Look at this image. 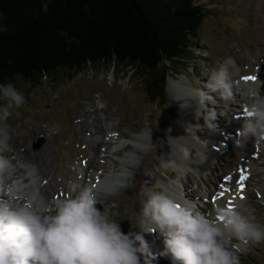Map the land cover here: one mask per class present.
Returning <instances> with one entry per match:
<instances>
[{"label": "rangeland", "instance_id": "rangeland-1", "mask_svg": "<svg viewBox=\"0 0 264 264\" xmlns=\"http://www.w3.org/2000/svg\"><path fill=\"white\" fill-rule=\"evenodd\" d=\"M196 1L205 9V18L197 35L195 54L180 65L170 66L166 62L161 67L160 71L168 69L169 74L162 101H153L147 95L144 86L147 73L132 76L123 68L118 71L87 68L81 72H59L41 81L23 77L16 81L14 87L26 102L18 109L13 108L7 121L0 120V127L8 126L11 149L13 140H23L33 153L43 148L51 151L53 166L49 179L41 178L42 186L48 183L52 186L49 202L74 196L79 186L88 184L96 190L99 210L114 213L127 233L139 231L145 202L142 190L146 195L150 190H163L168 195L180 190L184 194V185L189 183L194 198L191 202L214 217L206 209L209 198L215 187L222 190L220 179L230 168L234 175L231 181L226 180L225 189L232 192L240 186V175L235 174L234 165L240 162L249 144L250 154L255 157L244 185L249 194L245 202L256 221L264 224V200L257 186L264 181V145L237 146V131L245 122L246 107L239 95L225 101L209 92L215 100L208 105L216 113L211 121L213 126L209 127L206 112L201 108L189 121L195 125L197 143L209 150L216 145L221 147L210 171L181 169L169 164L162 152L168 147V140L179 139L172 122L187 120L182 118L179 107L184 104L179 100H186L185 104L194 108L176 83L208 91L206 85L212 70L228 59L239 67L240 79L255 77L264 83V68H260L264 67V0ZM261 88L264 94V86ZM4 103L0 100V106ZM220 120L225 122L222 127L218 125ZM53 127L58 130L53 131ZM192 148L193 145L188 147L190 155ZM6 153L36 167L24 153H15L13 149L3 154ZM196 153L197 149L193 156ZM220 206L229 207L226 200ZM145 239L157 255L153 264H171L170 257L160 255L165 246L159 232L146 233ZM241 264H264V243L250 245L242 252Z\"/></svg>", "mask_w": 264, "mask_h": 264}, {"label": "clouds", "instance_id": "clouds-1", "mask_svg": "<svg viewBox=\"0 0 264 264\" xmlns=\"http://www.w3.org/2000/svg\"><path fill=\"white\" fill-rule=\"evenodd\" d=\"M43 10L48 11L47 4ZM264 83L240 79V69L228 59L212 70L206 88L188 97L206 112L212 127L216 118L209 92L222 100L239 95L245 102V122L237 131V146L264 145ZM0 120L7 121L25 97L12 84L0 85ZM58 128L53 127V131ZM8 126L0 127V264H153L157 259L146 233L164 238L171 264H241V253L264 243V224L256 221L241 201L220 206L215 216L200 211L195 202H178L166 191H149L140 212L139 231L127 233L114 213L99 210L93 186H79L74 196L49 202L40 194L41 177L34 165L22 163L11 152ZM183 156L190 153L181 148ZM133 228H137L132 225Z\"/></svg>", "mask_w": 264, "mask_h": 264}, {"label": "trees", "instance_id": "trees-1", "mask_svg": "<svg viewBox=\"0 0 264 264\" xmlns=\"http://www.w3.org/2000/svg\"><path fill=\"white\" fill-rule=\"evenodd\" d=\"M204 12L196 0H0V85L123 68L147 73V95L162 101L161 67L193 57Z\"/></svg>", "mask_w": 264, "mask_h": 264}, {"label": "bare ground", "instance_id": "bare-ground-1", "mask_svg": "<svg viewBox=\"0 0 264 264\" xmlns=\"http://www.w3.org/2000/svg\"><path fill=\"white\" fill-rule=\"evenodd\" d=\"M260 68L263 69L264 67L261 66ZM176 85H177L176 87H178V88H183V90L185 91L184 95L187 96L185 98H188V97L194 95L193 89L190 87H187L182 82H178V83H176ZM261 90H262V88H261ZM189 101H190V104L192 103L194 108H189L186 105V104H188L186 102V100H179L181 105L184 104L183 106L179 107V110L183 112L182 118H185L187 120H180V121H173L172 122L176 127V131H177V134L179 136V139L168 140L167 141L168 147L166 149H164L162 152H163V155L165 156V158L169 164L175 165L181 169H192V170H195L196 172H207V171L211 170V166L214 164L216 157L219 155V153L221 151V147L219 145H216L214 149L209 150L208 148H205L202 145H200L199 143H197V141L194 138V135L196 133L195 125H194V123H191L189 121H191L192 119H194L196 117V114L198 112L199 107H198L197 102L195 100L189 98ZM238 119L241 120V117H238ZM224 124H225V122L223 120H220V122L218 123V125L220 127H222ZM191 145H193V147H194V148H192V152H191L192 155L185 158L183 156L181 148H186L188 150V147ZM11 146H12V149L15 153H19V154L24 153L27 156L28 160L36 165L37 170L39 171L40 176L43 180L49 179L50 169L53 166V156H52L51 151L48 148H46V149L43 148L39 153H33V152H31V150L29 149V147L27 146V144L23 140H13L11 143ZM196 149H197V153H196V155L193 156ZM6 155L8 156L7 153H6ZM253 157H255V154H250V145L248 144L247 150L244 153V155L241 157L240 162H238L237 165L236 164L234 165L235 167H237V172L235 173L237 176H239V175L241 176V169H243L244 174L248 177L249 170H251L252 166H254L253 162H252ZM233 175H234L233 170H231V168H230V172H228L227 175L224 176V178L220 179L219 186H220V189H222V190H219L218 187H215L214 193H216V195L213 193L212 197L209 198L210 204L206 208L208 213L215 214V210L218 207H220V205L222 203H224L225 200H226L227 205L229 207H232L241 201L245 202L246 199L248 198L249 194L245 192L244 187H243V193H242L244 196V199L238 198L239 195L241 194L239 191L240 186H237V188L232 192L229 191V192L225 193V195L222 198H218L220 192L223 191L225 189V186L228 185V183L226 182V180H227L226 177H229V176L231 177ZM72 179H74V176H72ZM239 179H240V177H239ZM247 180H248V178H247ZM262 183L263 184L257 185V186L262 190V191H259V195H260V198H262L264 200V181ZM222 185H223V187H221ZM244 185H245V181H244ZM184 187L186 188V192L185 193L183 192L184 194H181L180 190H178V191L173 190L174 192L173 193L169 192V194L171 197L176 199L178 202L186 204L187 201L188 202L193 201L194 198L192 196L191 190L188 189L189 183L188 184L186 183V185H184ZM40 189H41L40 194L43 195L48 201H50L51 196L53 194V189H52L51 184L50 183H48L47 185L45 184V186H42ZM184 191H185V189H184ZM142 197L146 201L147 195L144 192V190H142ZM159 238H161V237H159ZM160 241H162L164 244V238L163 237H162V239H160ZM152 249H153V247H152ZM153 253L156 254L155 251ZM156 263H157V261H156ZM158 264H161V263L158 262Z\"/></svg>", "mask_w": 264, "mask_h": 264}, {"label": "snow or ice", "instance_id": "snow-or-ice-1", "mask_svg": "<svg viewBox=\"0 0 264 264\" xmlns=\"http://www.w3.org/2000/svg\"><path fill=\"white\" fill-rule=\"evenodd\" d=\"M255 79H256L255 77H245L246 81H249V80L254 81ZM226 179L231 181L232 178L229 176V177H226ZM246 180H247V176L244 174V170L241 169V176H240V179L238 181V183L240 184L239 191L241 193L238 197L239 199H244V196L242 193H243L244 181H246ZM221 187H223V185ZM227 191H228V189H224L223 191H221L218 198H222Z\"/></svg>", "mask_w": 264, "mask_h": 264}]
</instances>
